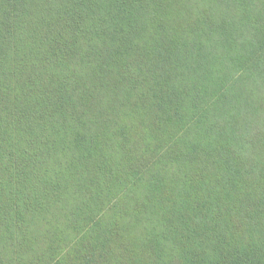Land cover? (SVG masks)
Wrapping results in <instances>:
<instances>
[{"label":"trees","instance_id":"obj_1","mask_svg":"<svg viewBox=\"0 0 264 264\" xmlns=\"http://www.w3.org/2000/svg\"><path fill=\"white\" fill-rule=\"evenodd\" d=\"M0 264H264V0H0Z\"/></svg>","mask_w":264,"mask_h":264}]
</instances>
